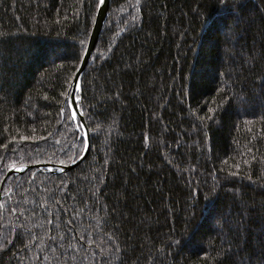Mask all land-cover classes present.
I'll return each mask as SVG.
<instances>
[{
	"label": "trees",
	"instance_id": "trees-1",
	"mask_svg": "<svg viewBox=\"0 0 264 264\" xmlns=\"http://www.w3.org/2000/svg\"><path fill=\"white\" fill-rule=\"evenodd\" d=\"M98 1L0 0V184L81 155ZM77 96L88 154L7 177L0 264H264V0H109Z\"/></svg>",
	"mask_w": 264,
	"mask_h": 264
},
{
	"label": "water",
	"instance_id": "water-1",
	"mask_svg": "<svg viewBox=\"0 0 264 264\" xmlns=\"http://www.w3.org/2000/svg\"><path fill=\"white\" fill-rule=\"evenodd\" d=\"M108 1L109 0H104L103 4L100 3V0L98 1L94 21H93V24H92V27L90 30V34L88 36V40L86 42L83 54H82L81 59H80V62L78 64L77 69H76V71L73 75V78L71 80L69 92H72L74 94V96H77V94L78 95L80 94L81 76H82V73H83V71H84V69H85V67H86V65L90 59V56L94 50L97 39L100 35L104 21L106 19V14H107V9H108ZM74 96H68L67 95L66 96V103H67V106L69 108L71 117H72L73 112L76 113V118L73 119L74 126L76 128L79 126L81 128V131H82V135L84 138V148H83L81 155L74 162H71L68 165H61V164L53 165V164L41 163V164L23 166L22 168L17 167V168H20V170H16V168H9L6 171L4 177L1 181V184H0V199H1V189L3 187V184H4L5 180L7 179V177L10 175H20L29 169H35L38 172H43V171L53 172V173L64 172V171L69 170L70 168L74 167L75 165L79 164L80 162H82L85 159V157L88 154L89 146H90L89 133H88L85 121L83 119L82 112L77 105V101L74 104L70 103V101L73 100Z\"/></svg>",
	"mask_w": 264,
	"mask_h": 264
},
{
	"label": "snow or ice",
	"instance_id": "snow-or-ice-1",
	"mask_svg": "<svg viewBox=\"0 0 264 264\" xmlns=\"http://www.w3.org/2000/svg\"><path fill=\"white\" fill-rule=\"evenodd\" d=\"M100 3L103 4V3H104V0H100ZM67 95H68V96H74V94H73L72 92H69ZM77 100H79V97H78V96H74L73 100L70 101V103H73V104H74ZM209 111H212V110L209 109ZM72 118H73V119L76 118V113H75V112L72 113ZM13 139H15V137H13ZM20 139L23 140V139H26V137L21 136ZM2 147H6V146H5V145H0V148H2ZM245 163H246V161H245ZM9 167H11V168H16V170H20V168H22L23 165H21L20 168H17V166L15 165V163H13V164L9 165ZM236 167H240V166L237 165ZM82 238H83V237H82ZM85 259H87L86 256H85Z\"/></svg>",
	"mask_w": 264,
	"mask_h": 264
},
{
	"label": "bare ground",
	"instance_id": "bare-ground-1",
	"mask_svg": "<svg viewBox=\"0 0 264 264\" xmlns=\"http://www.w3.org/2000/svg\"><path fill=\"white\" fill-rule=\"evenodd\" d=\"M79 129H80V127H79ZM80 131H81V129H80Z\"/></svg>",
	"mask_w": 264,
	"mask_h": 264
},
{
	"label": "rangeland",
	"instance_id": "rangeland-1",
	"mask_svg": "<svg viewBox=\"0 0 264 264\" xmlns=\"http://www.w3.org/2000/svg\"><path fill=\"white\" fill-rule=\"evenodd\" d=\"M83 54V53H82ZM81 59V58H80ZM80 62V61H79Z\"/></svg>",
	"mask_w": 264,
	"mask_h": 264
}]
</instances>
